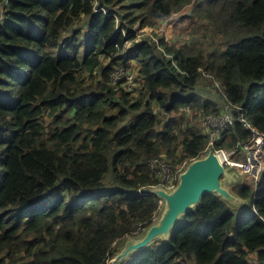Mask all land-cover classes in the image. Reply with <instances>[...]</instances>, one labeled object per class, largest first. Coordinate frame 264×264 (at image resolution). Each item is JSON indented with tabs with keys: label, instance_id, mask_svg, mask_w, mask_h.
<instances>
[{
	"label": "trees",
	"instance_id": "obj_1",
	"mask_svg": "<svg viewBox=\"0 0 264 264\" xmlns=\"http://www.w3.org/2000/svg\"><path fill=\"white\" fill-rule=\"evenodd\" d=\"M1 16L0 264H108L160 212L153 164L208 151L206 118L236 106L264 131V0H7ZM249 137L236 122L218 147ZM233 192L251 208L206 195L125 264H264V176Z\"/></svg>",
	"mask_w": 264,
	"mask_h": 264
},
{
	"label": "water",
	"instance_id": "obj_2",
	"mask_svg": "<svg viewBox=\"0 0 264 264\" xmlns=\"http://www.w3.org/2000/svg\"><path fill=\"white\" fill-rule=\"evenodd\" d=\"M243 183V176L238 171L226 167L221 156L212 148L208 149L201 158L186 166L173 189L158 186L144 191L159 199L160 212L142 234L128 236L108 264H125L154 243L169 242L182 220L200 206L206 195L220 198L239 213L249 210L250 200L233 192Z\"/></svg>",
	"mask_w": 264,
	"mask_h": 264
},
{
	"label": "built area",
	"instance_id": "obj_3",
	"mask_svg": "<svg viewBox=\"0 0 264 264\" xmlns=\"http://www.w3.org/2000/svg\"><path fill=\"white\" fill-rule=\"evenodd\" d=\"M96 12H104L107 16H111L105 8H98ZM115 18L118 22V18L116 16ZM1 19H3V16H1ZM121 75H118L117 78H120ZM240 110L236 106H226L219 116L206 118L204 126L206 134L209 136L208 148H212L221 156L226 167L234 168L243 176L244 185L256 188L264 176V131L253 127L240 114ZM236 122L243 123L245 129L249 131L250 137L246 141L239 140L232 150L218 147V144L223 141L225 134L229 132ZM153 168H157L161 176L162 183L159 186L167 190H171L176 186L179 175L184 170L181 167L172 169L165 161L155 162ZM156 218L157 216H154L152 221L154 222Z\"/></svg>",
	"mask_w": 264,
	"mask_h": 264
},
{
	"label": "rangeland",
	"instance_id": "obj_4",
	"mask_svg": "<svg viewBox=\"0 0 264 264\" xmlns=\"http://www.w3.org/2000/svg\"><path fill=\"white\" fill-rule=\"evenodd\" d=\"M5 6H6V0H0V15H2L3 14V11H4V8H5ZM180 16V15H179ZM179 16H175L174 18H173V20H175L174 21V23L172 24V27H174L175 29H177V28H181L183 25H182V23L183 22H181V20H183L184 18L183 17H179ZM192 20V19H191ZM191 22H195V20H192ZM167 25L166 24H163L161 27H160V31H163V30H167V27H166ZM138 29V27L136 26V30ZM158 31V29H150V30H147V29H144V31L142 32V31H140V30H137V37L138 38H143V37H145V35H153L151 32H157ZM165 32V31H164ZM189 32H190V34L191 35H194L195 34V32H196V29L195 28H192V29H190L189 30ZM182 39H184L185 40V38L182 36ZM174 40H180V37L179 36H177V35H175V39ZM121 71V70H120ZM120 73H122V71L120 72ZM118 74V72L114 75V80H116L117 79V77H118V75H121V74ZM186 168V167H185ZM177 169H179V168H177ZM245 182V181H244ZM231 188V187H230ZM237 211V210H236Z\"/></svg>",
	"mask_w": 264,
	"mask_h": 264
},
{
	"label": "crops",
	"instance_id": "obj_5",
	"mask_svg": "<svg viewBox=\"0 0 264 264\" xmlns=\"http://www.w3.org/2000/svg\"><path fill=\"white\" fill-rule=\"evenodd\" d=\"M244 185V184H243ZM250 208H251V206H250Z\"/></svg>",
	"mask_w": 264,
	"mask_h": 264
}]
</instances>
